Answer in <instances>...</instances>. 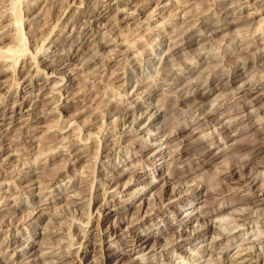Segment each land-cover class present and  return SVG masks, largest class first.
I'll list each match as a JSON object with an SVG mask.
<instances>
[{"label":"rangeland","instance_id":"1","mask_svg":"<svg viewBox=\"0 0 264 264\" xmlns=\"http://www.w3.org/2000/svg\"><path fill=\"white\" fill-rule=\"evenodd\" d=\"M263 189L264 0H0V264H264Z\"/></svg>","mask_w":264,"mask_h":264},{"label":"bare ground","instance_id":"2","mask_svg":"<svg viewBox=\"0 0 264 264\" xmlns=\"http://www.w3.org/2000/svg\"><path fill=\"white\" fill-rule=\"evenodd\" d=\"M16 1V0H15ZM15 5H13V8L15 9V11L17 12V10H19V5L15 2L14 3ZM18 6H17V5ZM29 5H31V4H29ZM16 6H17V8H16ZM12 9V8H11ZM17 9V10H16ZM13 10V9H12ZM23 12V11H22ZM28 13V12H27ZM247 15H249V14H247ZM23 16V15H22ZM16 19L19 21V20H21V15L18 13L17 15H16ZM22 21H23V19H22ZM89 21H91V20H89ZM15 22H17V21H15ZM14 24V23H13ZM229 24V23H228ZM224 25H222V27H223ZM226 26V25H225ZM20 28V27H19ZM16 29V28H15ZM215 30V29H214ZM19 36V35H18ZM16 37H17V35H16ZM19 38V37H18ZM20 39V38H19ZM24 42V41H23ZM28 45V44H27ZM15 47V46H14ZM17 47V46H16ZM24 47V46H23ZM12 48V47H11ZM19 48V47H18ZM26 48V47H25ZM20 49V48H19ZM27 49V48H26ZM18 50V49H17ZM16 51V50H15ZM23 53H25L24 52V50H23ZM29 55V54H28ZM9 56V55H8ZM7 56V57H8ZM22 56V55H21ZM6 57V58H7ZM17 57V56H16ZM26 57V56H25ZM30 57V56H29ZM34 57V56H33ZM5 58V59H6ZM9 58V57H8ZM13 58V57H12ZM31 58V57H30ZM4 59V60H5ZM8 60V59H7ZM11 60V59H10ZM15 61V60H14ZM19 61V60H18ZM16 62V61H15ZM43 62V61H42ZM40 63V62H39ZM17 64V63H16ZM37 65V64H36ZM15 66V65H14ZM25 66V65H24ZM15 68V67H14ZM233 69V68H232ZM42 70V69H41ZM236 74V73H235ZM247 80V79H246ZM250 80V79H249ZM252 80V79H251ZM245 82V81H244ZM251 82V81H250ZM138 83V82H137ZM247 83V82H246ZM245 84V83H244ZM226 85V84H225ZM241 85H243V82H242V84ZM240 85V86H241ZM239 86V85H238ZM239 86V87H240ZM223 87V86H222ZM60 91V90H59ZM239 91V90H238ZM194 94V93H193ZM191 95V94H190ZM166 106V105H165ZM176 131V130H175ZM87 139V138H86ZM182 148V147H181ZM223 152V151H222ZM97 158V157H96ZM174 161V160H173ZM124 171V170H123ZM174 174V173H173ZM233 175V174H232ZM115 178V177H114ZM106 180V179H105ZM150 180H152V179H150ZM106 182V181H105ZM108 182V181H107ZM145 184V183H144ZM195 188V187H194ZM142 189V186L140 187H137L136 189H135V191H132L133 192V194H137V193H139V191ZM264 190V189H263ZM262 190V191H263ZM261 191V192H262ZM219 192V191H218ZM135 194V195H136ZM224 195V194H223ZM188 196V195H187ZM225 196V195H224ZM218 197V196H217ZM91 199H92V197H91ZM90 200V199H89ZM264 200V199H263ZM246 208V207H245ZM259 208V207H258ZM255 209V208H254ZM241 210V209H240ZM33 211V210H32ZM238 211V210H237ZM242 211V210H241ZM258 211V210H257ZM30 212V211H29ZM239 212V211H238ZM189 214H191V211L190 212H188V213H186V215H189ZM250 215V214H249ZM34 216V215H33ZM31 217V216H30ZM240 217V216H239ZM236 218V217H235ZM238 218V217H237ZM259 218V217H258ZM241 220V219H240ZM242 222V221H241ZM246 222V221H245ZM87 223H89V222H87ZM241 225V224H240ZM46 228V227H45ZM222 228V227H221ZM227 230V229H226ZM224 231H225V229H224ZM42 232V231H41ZM44 233V232H43ZM45 234V233H44ZM31 236V235H30ZM217 237V236H216ZM47 238V237H46ZM215 238V237H214ZM214 238H212L211 237V235H210V238H209V241L210 242H212L213 240H214ZM139 239V238H138ZM9 240V239H8ZM72 242V241H71ZM54 243V242H53ZM75 243V242H74ZM142 243V242H141ZM72 244V243H71ZM130 244V243H129ZM52 245V244H51ZM74 245V244H73ZM254 245V244H253ZM253 245H252V247H253ZM53 246V245H52ZM249 247V246H248ZM248 247H246V249H248ZM255 247V246H254ZM155 248V247H154ZM197 248V247H196ZM250 249H251V247H249ZM264 249V248H263ZM244 250H245V248H244ZM262 250V249H261ZM145 251V250H144ZM252 251V250H251ZM249 252V251H248ZM260 252V251H259ZM264 252V251H263ZM250 254V253H249ZM262 254V253H261ZM251 255H253V253L251 254ZM256 255V254H255ZM255 255H253V256H255ZM263 255H264V253H263ZM260 256V255H259ZM211 257V256H210ZM213 257H214V255H213ZM252 257V256H251ZM261 257V256H260ZM109 258H112V256H110ZM220 258V257H219ZM218 257H217V260L219 259ZM254 258V257H253ZM210 259V258H209ZM249 259V258H248ZM257 259H258V257H257ZM256 259V260H257ZM260 259V258H259ZM263 259V258H262ZM15 260V259H14ZM252 260V259H251ZM109 261V260H108ZM48 262V261H47ZM55 263V262H54ZM206 263H209V262H206ZM47 264V263H46ZM211 264V263H210ZM216 264H217V262H216Z\"/></svg>","mask_w":264,"mask_h":264}]
</instances>
